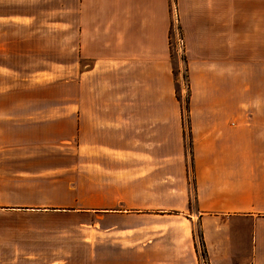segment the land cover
<instances>
[{
	"label": "crops",
	"instance_id": "obj_1",
	"mask_svg": "<svg viewBox=\"0 0 264 264\" xmlns=\"http://www.w3.org/2000/svg\"><path fill=\"white\" fill-rule=\"evenodd\" d=\"M76 7L87 69L73 77L72 97H9L14 107L0 112V264H110L113 253L148 250L162 255L156 264H195L177 256V242L137 241L171 211L198 218L208 264H264V112L241 96L250 87L235 74V91L228 83L211 98L222 88L193 63L191 184L170 0ZM34 104L51 112L21 107Z\"/></svg>",
	"mask_w": 264,
	"mask_h": 264
},
{
	"label": "rangeland",
	"instance_id": "obj_2",
	"mask_svg": "<svg viewBox=\"0 0 264 264\" xmlns=\"http://www.w3.org/2000/svg\"><path fill=\"white\" fill-rule=\"evenodd\" d=\"M78 1L0 0V112L14 107L8 104L9 97H72L73 77H77L78 70L87 69V59L81 51L86 50V38L82 36L86 23L80 22L79 11L73 8ZM170 12L169 59L192 184V65L200 61L209 70L210 78L214 77L213 85L222 88L210 89L211 98L219 92L226 96L228 83L234 92L237 79L232 76L239 74L241 88L249 86L252 91L251 96L241 95L245 100L253 99L254 106L249 110L264 112V0H170ZM180 39L182 51L177 45ZM21 107L33 113L46 109L50 113L52 106ZM59 107L69 112L71 105ZM195 203L193 193L191 204ZM165 214L158 229L148 227L137 239L139 245L165 238L179 244L178 257L195 264L198 258L200 264L204 240L198 218L177 211ZM159 257L162 255L154 250L142 257L119 258L113 253L110 264H156Z\"/></svg>",
	"mask_w": 264,
	"mask_h": 264
},
{
	"label": "built area",
	"instance_id": "obj_3",
	"mask_svg": "<svg viewBox=\"0 0 264 264\" xmlns=\"http://www.w3.org/2000/svg\"><path fill=\"white\" fill-rule=\"evenodd\" d=\"M177 45H178V50H179V47H180V51H182V47H183V40H181L180 39V45H179V43H177ZM182 53V52H181ZM201 260V262H200V264H208L207 263V259H206V256H203V255H201V258H200Z\"/></svg>",
	"mask_w": 264,
	"mask_h": 264
},
{
	"label": "trees",
	"instance_id": "obj_4",
	"mask_svg": "<svg viewBox=\"0 0 264 264\" xmlns=\"http://www.w3.org/2000/svg\"><path fill=\"white\" fill-rule=\"evenodd\" d=\"M202 236V235H201ZM203 237V236H202ZM204 245V252H203V256H206V247H205V244Z\"/></svg>",
	"mask_w": 264,
	"mask_h": 264
}]
</instances>
